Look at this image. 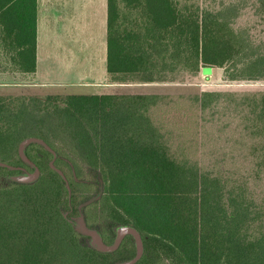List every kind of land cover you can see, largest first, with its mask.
<instances>
[{
    "label": "trees",
    "instance_id": "16d2710c",
    "mask_svg": "<svg viewBox=\"0 0 264 264\" xmlns=\"http://www.w3.org/2000/svg\"><path fill=\"white\" fill-rule=\"evenodd\" d=\"M37 20L38 0H0V65L6 58L24 78L37 72ZM107 52L111 82L152 81L157 72L168 76V71L196 75L214 66L223 67L232 80L264 79V51L220 10L197 0H108ZM224 95L234 97L253 134L264 138V91H205L191 100L207 107ZM161 97L50 95L47 102L27 99L38 107L30 110L23 103L16 113L0 100V160L15 166H0V177L34 171L19 149L26 137L39 136L57 151L55 163L72 188L70 195L64 178L47 162L54 157L51 150L39 142L26 146L41 174L0 182V264H120L134 259L137 243L125 238L112 251L80 242L72 223L82 211L77 192L92 181L93 172L97 187L103 183V195L83 211L102 208L112 226L139 230L145 252L133 264H154L163 256L175 264H264V251H259L264 239H253L244 230L254 216L240 200L242 189L228 191L220 178L171 154L150 114ZM55 138L63 142L60 147Z\"/></svg>",
    "mask_w": 264,
    "mask_h": 264
},
{
    "label": "rangeland",
    "instance_id": "374dc122",
    "mask_svg": "<svg viewBox=\"0 0 264 264\" xmlns=\"http://www.w3.org/2000/svg\"><path fill=\"white\" fill-rule=\"evenodd\" d=\"M63 1H66L64 8L68 12L65 14L68 19L64 25L68 35L78 34L80 40L78 44L82 47L80 49L96 55L99 50L102 23L106 17L105 6L96 0ZM197 2L202 7L220 10L224 18L236 29L247 32L257 45V50L260 48L264 51V0H197ZM71 50L72 48L68 49L66 54H70ZM5 60L6 58L0 65V100L6 102L13 113L18 112L23 103L27 104L30 110L33 107L37 108L38 104L33 105L30 103L33 100H27L29 98L47 102L50 95H60L64 98L69 94H92L98 91L106 94L161 95L162 97L157 99L156 104L150 109V114L158 122L171 154L178 161L189 162L201 172L220 178L222 187L228 191L235 188L241 192L242 189L245 196H240V200L242 197V201L249 204L254 216L251 224L244 230L246 229L248 234L251 233L253 239L259 237L264 239V138L253 134L249 127L250 121L243 118L245 114L241 111L239 103L234 102L233 96H217L207 107H203L198 100H191L205 91L237 94L264 91V79L232 80L226 77L223 67L214 66L209 71L206 69L196 75L183 70L172 74L168 71V76L157 72L155 80L152 81L135 78L113 83L95 81L94 79H98L96 74L88 70L61 73L55 71L47 74L42 72L41 77H81L49 80L50 84L43 85L41 82L30 83L21 73L16 74ZM76 62L74 59L69 64L73 65ZM59 83L63 84L64 88L59 87ZM52 99L55 102L56 99ZM50 106L52 108V105ZM54 141L59 147L63 144L58 138ZM56 154L58 156L57 151ZM54 157L46 158L47 162L51 163ZM26 171L32 170H25L10 177H0V182L5 179H16L17 175L26 174ZM90 174L92 175L89 178L92 181L87 180L84 187L77 192L78 199L83 201L80 205L82 211L79 216L73 217L72 223L80 233V242L95 247L94 238L78 229L82 218L88 228L102 234L107 244L118 238L119 228L124 225L112 226L111 218L107 217L102 208L96 209L92 206L88 212L83 211L84 205L100 200L104 191L103 183L97 187L94 182L98 175L95 172ZM124 238L125 242L137 243L133 234L128 233ZM259 251H264V248H260ZM144 252L145 245L143 254ZM153 261L154 264H175L166 256L156 257Z\"/></svg>",
    "mask_w": 264,
    "mask_h": 264
},
{
    "label": "crops",
    "instance_id": "0c3cea01",
    "mask_svg": "<svg viewBox=\"0 0 264 264\" xmlns=\"http://www.w3.org/2000/svg\"><path fill=\"white\" fill-rule=\"evenodd\" d=\"M100 2L106 10V17L102 23L99 39V52L96 55L93 53L80 49L78 44V34L68 35L67 29L64 27L67 19L65 14L67 10L64 8L66 1L63 0H38V46H37V72L33 78H25L30 83L41 82L48 83L49 80H62L64 78L78 79L81 77H41L44 73H52L55 71H70L76 72L81 70H88L94 72L99 82H110L107 72V29H108V0H96ZM77 12V10H74ZM63 20H61V18ZM63 22V23H62ZM77 47L78 49H76ZM70 54H66L68 49H71ZM82 48V47H81ZM100 53V54H99ZM77 60L73 65L69 62ZM45 68V69H44ZM43 72V73H42ZM58 73V74H60ZM18 74V73H16ZM87 81L93 79H86ZM61 82V81H59ZM59 87L63 84L59 83ZM99 84V83H98ZM78 86V85H77ZM58 87V86H57ZM97 93H102L98 91Z\"/></svg>",
    "mask_w": 264,
    "mask_h": 264
},
{
    "label": "water",
    "instance_id": "95a60500",
    "mask_svg": "<svg viewBox=\"0 0 264 264\" xmlns=\"http://www.w3.org/2000/svg\"><path fill=\"white\" fill-rule=\"evenodd\" d=\"M31 142L42 143L43 145H45L49 150H51L55 154V157L51 161L50 164L64 178V180L66 181V185L68 187L69 193L71 195L72 194V190H71L70 181H69L66 173L64 172V170L62 168H60L55 163V158L57 156L56 150L46 140H44V139H42L40 137L31 136V137H28V138L24 139L21 142L20 154H21V156L23 157V159L27 163L32 165V167L34 168V171H26V174H19V175H17V178H20L22 180H32V179L37 178L40 175L39 166L26 153V146L29 143H31ZM0 166H7L9 168H15L14 165H11L8 162H4V161H1V160H0ZM78 229L81 232H84V233L92 236L94 238L95 243L97 244V246L100 249H104V250H108V251H112V250H115L116 248H118L126 234L129 233V234L135 235V237L137 239V244H138V253H137V255L135 256L134 259H132L130 261L122 262L120 264H133V263L137 262L143 255V251H144L143 237H142L141 233L139 232V230H137L133 226H122V227H120L119 228V233H118V238H117V241H116V243L114 245L107 244L96 230L88 228V226L83 221V218L81 219V221H80V223L78 225Z\"/></svg>",
    "mask_w": 264,
    "mask_h": 264
},
{
    "label": "flooded vegetation",
    "instance_id": "af4514ba",
    "mask_svg": "<svg viewBox=\"0 0 264 264\" xmlns=\"http://www.w3.org/2000/svg\"><path fill=\"white\" fill-rule=\"evenodd\" d=\"M72 220H74V219H72ZM98 232V231H97ZM99 234H100V236L103 238V236H102V234L100 233V232H98ZM126 236V235H125ZM103 240H104V238H103ZM123 241V240H122ZM95 242V241H94Z\"/></svg>",
    "mask_w": 264,
    "mask_h": 264
}]
</instances>
